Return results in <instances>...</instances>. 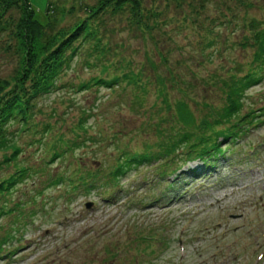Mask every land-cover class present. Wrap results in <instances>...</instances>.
Segmentation results:
<instances>
[{
  "label": "rangeland",
  "instance_id": "374dc122",
  "mask_svg": "<svg viewBox=\"0 0 264 264\" xmlns=\"http://www.w3.org/2000/svg\"><path fill=\"white\" fill-rule=\"evenodd\" d=\"M47 1L29 0L41 22ZM51 1L64 10L62 25L81 19L84 5L95 2ZM142 9L146 29L125 9L103 12L96 31L99 53L90 57L87 46L79 48L56 90L37 101L38 125H51L48 140L60 135L74 141V125L84 117L87 130L80 137L86 141L76 140L77 146L46 165V172L39 170L44 168L39 158L49 145L42 139L41 146H24L21 160L34 173L14 186L10 201H5L9 207L19 206L13 216L0 217V240L7 237L3 249L13 250L0 264H264V117L223 156L228 161L219 156L206 176L186 179L183 195L184 175L181 170L174 173L179 186L174 183L168 190L175 198L160 192L165 189L162 183L148 184V170L131 171L124 179L125 199L147 205L124 204V199L118 205L106 204L79 192L68 193L66 199L63 188L49 185V174L67 177L75 166L84 172L95 164L111 168L119 147L135 150L156 141L152 122L162 114L159 77L170 101L184 99L183 90L195 99L187 102L198 117L204 113L202 99L222 102L211 81L215 76L226 68L245 72L252 66L253 48L237 42L249 36L244 21L254 18L264 26V0H143ZM17 17L13 7L3 20L11 26ZM10 41L8 30L1 31L0 79L10 76L16 65L15 56L4 47ZM122 73L133 76L139 88L125 81L109 90L94 85L74 90L90 78ZM244 101L246 107L264 104V79L246 91ZM199 164L189 161L182 170ZM87 202L93 203L90 209L84 208ZM146 235L150 239L139 241Z\"/></svg>",
  "mask_w": 264,
  "mask_h": 264
},
{
  "label": "trees",
  "instance_id": "16d2710c",
  "mask_svg": "<svg viewBox=\"0 0 264 264\" xmlns=\"http://www.w3.org/2000/svg\"><path fill=\"white\" fill-rule=\"evenodd\" d=\"M142 1L95 0L92 5H84L82 10L84 16L81 19L72 24L62 25L64 10L53 7L51 0L47 1L43 22L35 18L29 0H0V32L8 30L11 40L4 47L10 50L16 59L15 68L10 76L0 79V217L6 215L9 217L10 214H12L10 217L13 216V209L19 205L9 207L6 202L10 200L7 199L11 198L14 186L29 179L34 173L21 160L24 146L32 147L35 143L41 146L42 139L49 145L47 151L43 149L39 158L44 166L39 170L46 172V165L77 146L76 140L80 138V142L86 141L80 137L87 130L84 117L79 118L74 125L72 130L74 141L69 142L60 135L58 139L49 137L51 140H48L51 125L48 121H41L38 125L37 101L48 97L56 90V83L61 75L71 68L73 58L76 59L80 54L79 48L87 46L90 49L87 55L90 57H95L99 53L96 31L100 23L99 17L103 12L110 10L115 13L125 9V13H128L136 25L142 26L143 29L148 28V22L140 19L144 11ZM13 7L17 10L18 17L10 26L5 23L3 16ZM153 22L154 20L150 21V24ZM242 24L249 36L243 37L237 44L243 48L248 43L253 48L252 66L247 67L245 72L239 67L223 69L221 74L211 80L221 94L220 104H212L202 99L200 105L204 113L195 117L187 102L189 100L195 102V99L188 98L189 95L183 90L181 95L184 99L170 101L159 77L156 91L160 96L162 114L152 122V130L157 132L156 141L135 150L129 149L126 145L119 147L111 168L108 164L100 166L94 163L97 166L92 165L84 172L75 166L70 169L71 173L67 177H54V174H49V185L57 186L58 189L63 188L65 193L63 197L66 199L68 193L73 196L79 192L99 197L100 201L106 204L118 205L124 199V204L133 205L140 202L147 205L144 200L128 202L129 200L125 199L128 194L125 195L127 188L124 187V179L131 171L136 173L148 170L150 174L152 173L148 184L152 183L151 187H155L162 183L165 189L160 192L168 193L170 198H175L173 190H168L174 183L176 184L174 173L181 170L180 174L184 175L181 181L182 186H185L182 195L189 185L186 179L206 176L220 158L226 159L223 156L230 148L239 144L240 138L247 130L254 127L259 118L264 117V104L257 108L246 107L247 103L244 101L246 91L264 79V26L260 27L254 18ZM125 81L133 88H139V83L134 81L133 76L122 73L90 78L88 81L79 82L74 90L86 89L92 85L95 88L104 87L109 90ZM137 105L141 107L139 102ZM83 115L85 116V113ZM167 115L170 122L166 125L169 121V118L165 120ZM45 155H49L48 158L44 159ZM197 160L200 164L196 168L182 170L186 163ZM8 169H13L12 173L8 174ZM1 171H6L5 175L1 174ZM150 195H152L150 201L155 206L157 202L155 194ZM148 232L150 233V230ZM6 239L4 236L0 240V258H10L12 255L13 250L3 249ZM148 239L150 237L147 235L139 237V241L142 242Z\"/></svg>",
  "mask_w": 264,
  "mask_h": 264
},
{
  "label": "water",
  "instance_id": "95a60500",
  "mask_svg": "<svg viewBox=\"0 0 264 264\" xmlns=\"http://www.w3.org/2000/svg\"><path fill=\"white\" fill-rule=\"evenodd\" d=\"M87 207H89V206H87Z\"/></svg>",
  "mask_w": 264,
  "mask_h": 264
}]
</instances>
